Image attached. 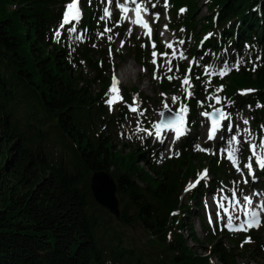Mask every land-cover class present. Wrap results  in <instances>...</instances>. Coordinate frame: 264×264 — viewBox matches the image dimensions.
<instances>
[{
	"label": "trees",
	"instance_id": "obj_1",
	"mask_svg": "<svg viewBox=\"0 0 264 264\" xmlns=\"http://www.w3.org/2000/svg\"><path fill=\"white\" fill-rule=\"evenodd\" d=\"M66 2L0 0V264H212L211 256L219 264H236L247 250L241 247L243 239L250 236L256 243L254 232L231 237L202 226L209 246L202 255L187 247L181 234L187 230L194 241L189 220H199L196 196L202 185L188 192L182 205L193 172L206 163L212 172L209 185H226L229 168L221 158L193 151L188 137L159 166L143 146L123 144L115 151L111 134L128 117V100L123 96L111 111L107 108L109 79L104 75L112 65L104 51L94 50L93 40L75 52L55 41ZM197 2L169 0L171 27L185 42L192 40L187 53L201 64L231 66L249 55L245 67L213 77L209 86H223L219 98L244 110L262 140L264 107L257 104L264 105V0H206V15L199 18ZM178 8L185 11L176 16ZM83 11L87 18L79 27L90 33L97 10L85 0ZM91 54L98 59L92 61ZM142 55L136 49L137 63ZM79 61L91 76L83 75ZM254 62L258 66L251 71ZM72 65L80 71L73 74ZM170 66L173 78H161L160 91L166 96L175 92L177 81L187 75L196 96L201 70L187 71L181 61ZM250 89L255 91L239 94ZM193 100L185 102L186 133L194 129ZM96 171L109 173L116 183L120 223L91 196L90 177ZM126 229L142 231L141 246L128 240ZM260 258L264 264V255Z\"/></svg>",
	"mask_w": 264,
	"mask_h": 264
},
{
	"label": "rangeland",
	"instance_id": "obj_2",
	"mask_svg": "<svg viewBox=\"0 0 264 264\" xmlns=\"http://www.w3.org/2000/svg\"><path fill=\"white\" fill-rule=\"evenodd\" d=\"M87 5L89 4L88 0ZM85 0L80 1V5L84 6ZM96 4L99 11V15H96L93 18L92 30L90 33L79 30L80 22L74 24L77 28L75 33L69 32L67 29L73 25H67L61 27L59 25L58 30L55 33V41H61V43L68 49V51L75 52L78 49H81L84 45L90 40L92 41V47L95 51H104L107 62L112 65L110 72H106L104 77L109 79V85L111 87L113 77H117L119 71L126 67H132L133 74L128 81L123 83H118L119 88V97H125L128 100V104L125 107V111L128 113V117L125 121L118 127L114 128L111 134L112 143L115 146V151L121 149L123 144H132L135 146H143V149H146V157L149 160L154 159L156 164L159 166L160 162L164 159H167L170 156H173L174 152L177 150L180 141L183 138H189L191 140V149L203 155H210L216 159L222 158L226 162V167H229L227 172L228 181L226 185L221 183L210 184L212 181V172L209 170V166L205 163L204 166H198L196 171L193 172V177L188 180L187 185L193 183V178L198 177L199 174L207 169L208 175L204 181H201L199 185L195 188L198 189L201 185L204 187V190L198 194L196 199L198 200V208L196 210V215L199 216V220L195 217H190L189 224L191 227V233L194 238L190 240L187 236V230L181 229V234L184 239V242L187 247L195 251L198 255L206 254L208 252V245L205 243L204 235L205 232L201 230L202 226L210 230V233L216 231L218 233H226L228 236L234 237L236 233H244L241 231H229L226 227L227 224V215L224 214L223 210L218 209V204L221 202V197L226 196L228 200H224L223 203L228 209V215L233 217V227H238L244 219V214L242 213L243 209H246V206L243 202V196H251L253 199V206L250 209L246 210H255V206L260 203H264V197L262 195H254L257 193L254 190L255 186L261 187V182L264 181V176H259L257 178V183L252 184L251 180L255 178L248 175V170L241 166V171H237L236 167L231 164L227 159V153L232 148H238L236 153L237 160L239 162L240 157L242 156L243 149L242 147L247 146L248 154H244L245 162H249L247 158L250 157L251 151L249 150L250 144L259 145L261 141H258V137L252 132L250 128L249 120L246 116L244 110H239L232 102H229V99L223 98L221 102H225L223 108H221V103H216V97L218 92L217 89L220 87L213 85L209 86V80L214 76H219L218 73L224 70L225 64L222 66H216L215 64H201L197 60L193 59L187 53V47L192 43L190 38L185 39L177 33V31L171 27V18L167 13V9L164 7V0H141V7L147 9V14H143L149 27L152 31L151 36L147 35L141 29L134 28V25L131 22V10L130 14L125 15L120 11L117 6V0H112V3H109L108 0H91V3ZM122 3L123 0H120ZM205 0H198V10L197 18L203 17L206 15L203 3ZM155 4L156 7L153 8L152 5ZM109 8L112 13L111 18H103L104 8ZM177 15L180 12V9H177ZM159 14V19L155 18V14ZM124 17V18H122ZM87 18V16H86ZM83 19V18H82ZM81 19V21H82ZM114 19L117 20L116 25L113 24ZM103 22V27L99 29L97 23ZM167 25V28H165ZM110 29V31H105V29ZM59 32V35H57ZM155 35V42H154ZM110 37V39H109ZM184 40L183 44H180L179 41ZM168 43L173 45L172 49L167 47ZM155 44V48L152 45ZM140 49L143 53L140 63L135 61V51ZM155 49L159 50L160 55L152 56V53ZM173 51L176 52V55L173 56ZM183 53L184 58L182 59L180 54ZM92 61L98 59L97 54L90 55ZM153 59L156 60V64L152 63ZM169 61L172 62H184L187 67L196 66L201 70V85L199 92L194 98V115L191 117V120L194 124V129L190 133H185L178 140L175 139V132L171 129H165L160 133V136H156V132L153 130V125L157 124L160 118V114L166 108L165 104L168 105V108L174 109V112H178L182 106H185L186 100L189 98L185 92V88L188 89V92H194V89L183 84V81H177L178 86H176V91L168 94L167 96L162 93L159 89V81L166 79L168 81L169 71L167 70L170 66ZM250 61L249 55H241L235 63L231 65V70H235V66L239 63L240 67H245L246 64ZM192 62V65H190ZM81 65V70H83L84 76H91V71L86 67V65L79 61ZM80 71L79 67L72 65V72L75 74ZM211 76H213L211 78ZM155 77V78H154ZM110 87H108L107 93L108 96H115L116 93L109 92ZM94 92L100 91V84L95 82L92 87ZM146 99H145V98ZM177 97L176 103H173L172 98ZM149 98V99H147ZM122 101L119 100L120 103ZM199 102V103H198ZM116 103V102H115ZM114 103V104H115ZM112 105V107L114 106ZM109 109V106L106 105ZM132 107L137 108L136 112H132L130 109ZM216 109L223 110L228 116V120L221 121V128L217 131L216 137L212 140L208 139L207 129L209 126L207 117L202 115L203 112H211ZM188 111V110H187ZM142 113V114H141ZM188 116V113L184 114ZM216 117L215 119H217ZM248 120V123L245 124L244 121ZM231 124L232 131H227V125ZM212 126V125H211ZM151 132L152 135H148ZM249 132L252 134L249 135ZM235 135L240 141L239 145H229V140ZM221 145L213 148L216 144L220 143ZM217 140V142H216ZM162 141V142H161ZM205 149L206 151L201 152L196 150V146ZM229 149V150H228ZM128 150H125L124 153H127ZM258 152H262V149H258ZM245 153V152H244ZM176 154V153H175ZM248 160V161H246ZM244 165V164H243ZM143 166V165H141ZM227 167V168H228ZM255 173V168L253 167ZM247 179L248 183H244V180ZM185 187V189H186ZM193 188V189H195ZM183 191L184 197L188 191ZM191 189L190 192L193 190ZM236 191V199L241 201V204L233 209L232 192ZM264 194V190L262 191ZM188 195L184 198L182 205L188 202ZM192 205V203L190 202ZM255 205V206H254ZM194 206H192L193 212ZM220 211L221 219H217V212ZM261 227L258 229H250L249 231L254 232L256 236V243H246L247 250L242 256L238 255L236 258V264H263L262 259L260 258L264 255V213H261ZM211 220V223H210ZM125 234L130 242L141 246V241L145 239L144 234L140 229L125 230ZM245 240V239H244ZM243 240V241H244ZM221 243L225 246H228L223 239L220 240ZM195 242V243H194ZM212 264H219L216 259L212 256L210 257Z\"/></svg>",
	"mask_w": 264,
	"mask_h": 264
},
{
	"label": "snow or ice",
	"instance_id": "obj_3",
	"mask_svg": "<svg viewBox=\"0 0 264 264\" xmlns=\"http://www.w3.org/2000/svg\"><path fill=\"white\" fill-rule=\"evenodd\" d=\"M89 4L91 3V0H88ZM109 3H112V0H108ZM131 3L132 5H134V13H135V17L136 19L134 21H132L133 23L139 25L140 27L144 28L147 30V35L151 36V29L149 27V24L143 20L142 18V14H147V9H144L141 7V4L138 3V0H123V2L121 3L120 0H117V6L119 7L120 11L124 14H127L130 9L127 7V5ZM153 8L156 7L155 4L152 5ZM164 7L165 9H167L169 7V3L168 0H164ZM185 10L181 9L180 12L183 13ZM112 13L110 12L109 8H104L103 10V17H101V19L107 17V18H111ZM124 18V17H122ZM155 18L159 19V14H155ZM82 19V9L80 7V0H71V2L67 3L65 6V11L63 12L62 15V23H61V27L67 26V25H73L72 27H69L67 30L69 32H73L75 33L77 31V28L75 27L73 22H79ZM165 28H167V25H165ZM105 31H110V29H105ZM183 31V30H181ZM57 35H59V32H57ZM211 33L209 34L208 37H205V40H207L209 37H211ZM110 39V37H109ZM180 44L184 43V40H180L179 41ZM153 48H155V44L152 45ZM167 47L169 49L173 48V45L171 43H168ZM157 55L156 52L152 53V56L155 57ZM173 56L176 55V52L173 51L172 53ZM181 58L183 59V53L180 54ZM259 59V57L257 58ZM152 63L155 65L156 64V60L153 59ZM169 64H171V62L169 61ZM258 66V64L256 62L253 63V67L251 69V71H255L256 67ZM169 72L173 71V68L171 66L168 67L167 69ZM177 71H179V69H176ZM230 70V66L227 65V63L225 64L224 70L220 71L218 73V75L222 78L223 76L228 74V71ZM235 70L239 71V63H237V65L235 66ZM187 71H190L187 70ZM155 78V77H154ZM173 77L169 76L168 79L171 80ZM197 79H199V77H197ZM118 80L113 77L112 80V84L111 87L109 89V92L112 93H116L115 96H110L107 100L106 103L109 106V110H112V105L115 102H118L119 100L122 99V97H119V88H118ZM183 84L191 87L190 84V80L188 79L187 75L184 76L183 78ZM217 91H223V86L221 85ZM255 91L254 89H250L247 90L245 92H240V95H246L248 94V92H252ZM185 92L187 93L188 97H191L192 93L188 92V89L185 88ZM177 97H173L172 101L173 103H176L177 101ZM216 103L219 104L221 103V100L219 97H216ZM199 103V102H198ZM164 107L166 109H168V105L165 104ZM257 107H264V105H260L257 104ZM132 112H136L137 108L132 107L130 109ZM187 112V108L185 106H182L179 109V112L176 114L175 119H170L168 120L166 123L164 121H162L160 124L155 125L156 128V136L159 137L160 136V131L162 127H169L171 128V130H173L175 132V139H179L181 136L185 135L186 133V129L184 128V124H185V115ZM142 114V113H141ZM216 114L218 115L217 119H212V126L208 135V139L212 140L214 137H216L217 131L221 128V121L222 120H228L229 116L221 109H216ZM161 115L163 116V113H161ZM202 115L204 117H210V114L208 112H203ZM245 124L248 123V120L244 121ZM227 131L231 132L232 131V126L231 124H228L227 126ZM264 127V126H262ZM148 135H152L151 132L148 133ZM249 135L251 136L252 134L249 132ZM162 142V141H161ZM240 141L237 139V137L235 135H233L231 137V139L229 140V145H239ZM258 149H264V139L261 140L260 144H250L249 150L251 151V156L248 158L249 162L245 163L243 165V168L248 170V175L249 176H253L255 175L254 171H253V163L252 160L253 158L255 159V164L256 166L260 169V170H264V153H259L258 154ZM196 150L197 151H201L204 152L206 151L203 148H200L198 145L196 146ZM238 151V148H232L231 151L228 152L227 155V159L231 162V164L233 166L236 167L237 171H241V168L238 164V160H237V156L236 153ZM208 175L207 169L203 170L200 174H199V178L197 180H195L193 183H191L190 185H188L185 189V191H190L191 189L195 188L197 185H199L201 183V181H204L206 179ZM244 183H248V180L245 179ZM254 195H261L259 193H254ZM224 200H228V197L226 196H222L221 197V202L218 204V209L223 210L224 214L227 215V224L226 227L228 228L229 231H241V232H247L250 229H258L259 227H261V213H264V203H260L256 205V210H246V209H250L253 206V199L251 198V196H243V202L244 205L246 206V209L244 210V215H245V220L243 222L240 223V225L238 227H233V217L231 215H228V209L225 207V204L223 203ZM232 200L234 201L233 203V209L235 210L237 206H239L241 204V201L239 199H236V191L233 190L232 192ZM173 215H175V213H173ZM217 219H221V214L220 211L217 212ZM211 223V220H210ZM251 237L250 236H246L245 240L242 242L241 247H243L244 244L246 243H251Z\"/></svg>",
	"mask_w": 264,
	"mask_h": 264
},
{
	"label": "water",
	"instance_id": "obj_4",
	"mask_svg": "<svg viewBox=\"0 0 264 264\" xmlns=\"http://www.w3.org/2000/svg\"><path fill=\"white\" fill-rule=\"evenodd\" d=\"M163 116L160 114V120L157 124H160L162 121L165 123L170 119H175L176 114L173 109H166L162 111ZM211 118L209 122L212 123L213 116H218L216 111L209 113ZM155 124V125H157ZM155 125L153 129L156 131ZM165 129H171L169 127H162L161 131ZM89 189L91 196L94 202L99 206L105 209L116 222H121L120 215V204L117 197L116 183L112 176L109 173L104 171H96L90 177Z\"/></svg>",
	"mask_w": 264,
	"mask_h": 264
},
{
	"label": "bare ground",
	"instance_id": "obj_5",
	"mask_svg": "<svg viewBox=\"0 0 264 264\" xmlns=\"http://www.w3.org/2000/svg\"><path fill=\"white\" fill-rule=\"evenodd\" d=\"M131 5V3H129L128 5H127V7L128 6H130ZM134 8V7H133ZM133 11V10H132ZM128 14V13H127ZM127 14H124L125 15V17H126V15ZM133 16L135 17V13H134V11H133ZM135 19H136V17H135ZM134 19V20H135ZM133 74H135L134 72H133V70H132V67L130 66V67H124V68H122L120 71H119V73H118V75H117V77H116V79L118 80V82H119V84L120 83H123V82H125V81H128L129 79H130V77L133 75ZM240 208L243 210V214H244V209H243V207H241L240 206Z\"/></svg>",
	"mask_w": 264,
	"mask_h": 264
}]
</instances>
